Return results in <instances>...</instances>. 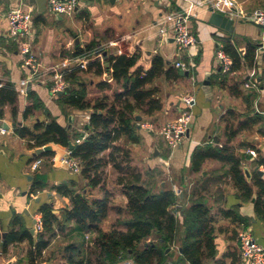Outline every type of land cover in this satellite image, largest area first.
Wrapping results in <instances>:
<instances>
[{
    "label": "crops",
    "instance_id": "obj_1",
    "mask_svg": "<svg viewBox=\"0 0 264 264\" xmlns=\"http://www.w3.org/2000/svg\"><path fill=\"white\" fill-rule=\"evenodd\" d=\"M22 1L24 0H0V86L6 81H12L19 93L17 115L14 116L11 105H7L4 107V116L0 117V264H29L27 254L30 243L28 240L11 242L5 247V239L13 228L14 218H22L33 236L36 237L41 231L36 229L37 219L42 218L41 213L38 212L40 201H51L54 213L59 218H64V211L72 206L71 199L60 194L53 187L67 183L72 187H75L74 184H76V187L81 190L82 187L87 186V180L80 172H74L71 167H66L61 163L62 157L69 150L68 147L54 142L48 143L46 145L51 146V150L48 152L51 151L53 154L39 157L41 154L38 156L35 152L40 147L29 145L30 139L21 137L16 132L17 127L33 128L35 122L44 119L46 111H49L57 117L62 125L71 126V132L81 133L82 136L87 135L86 126L89 124L93 109L83 110L63 105L59 97L68 92L62 95H58V93L52 95L49 87L54 81V67L60 66L66 59L79 58V60L87 61V67L75 66L66 73H71L79 68L77 72L81 80L79 83L84 82L87 99L95 101L104 95L110 97L112 95L108 90L111 87L115 88V92L121 91L122 85L111 78L110 71L107 69L102 75H96L87 70L89 62L93 59H100L104 66H107L106 54H138L137 64L146 69L152 66L155 55L163 57L165 69L170 66L177 68L175 62L178 59L192 62L193 67L189 70V75H182L180 72L179 78L173 79L163 73L146 85L148 89H156L155 96L160 100L161 108L151 115L142 114L143 120L150 118L157 124H163L177 120L184 111L191 109L193 118L183 142L171 150L158 133L148 132L138 127L141 135L140 143H133L122 136L116 144L129 151L132 166L147 174L148 181L159 177L157 185L152 181L155 189L174 188L182 199L184 197L183 189L190 192L194 187L196 189L204 188L209 204L213 205L215 209L221 206L238 205L240 212L250 218V225L244 228L230 219L220 218L217 222V255L215 258L207 260V264H219V262L248 264L242 259L233 244H237V241L238 245L240 244L239 234L236 238L237 232L249 230L255 239L264 245V220L258 217L255 212V199L242 202L237 197V190L230 177L225 175L227 167L222 162L207 159L199 171H194L191 155L196 147L203 146L208 141L220 139L221 144L228 141L227 121L223 118L228 114V111L232 110L238 117V121L232 120L234 127L248 118L247 114L251 111L252 115L256 114L262 118L252 126L239 130L238 134L228 141V145L236 153L246 155L243 160V168H248L253 175L255 172L253 169L256 168L255 163L259 158H264V114L261 113L264 110V89L257 93L254 89L246 88L244 80H249L247 76L251 68L231 70L230 72L222 70L221 72V62L217 57L221 37L234 38L242 52H245L248 41L262 45V27L252 22L235 20V31L232 33L213 25L209 19L214 10L208 0H81L79 9L73 17L78 28L76 30L64 28L63 33L58 34V40L54 41V35L50 30L46 31L45 29L48 23L47 0L46 10L42 13L38 11L37 0H25L34 5L33 21L36 27V36L33 47L41 64L38 72L33 75L30 67L24 64V55L21 52L24 44L6 36L8 28L6 14L19 6ZM237 1L247 10L258 7L256 5L260 2L263 3L262 0ZM181 13L191 15L190 29L197 37L198 43L178 54L177 44L171 37L173 22L169 20V16ZM55 15L58 24H62L63 15ZM77 38L80 39L79 45H76ZM91 43L95 44L92 52L87 51L84 53L85 56L74 55L78 46L81 49H86V46ZM100 47L104 48L103 52L96 54L95 51ZM262 48L264 49V47ZM262 48L260 47V50ZM86 54L89 55L86 56ZM217 76L226 79L225 85L220 86L211 81L212 98L208 100L202 89V82L207 77H210L211 80V77L217 79ZM24 78L28 79L31 84V89L27 88L25 94L20 92V82ZM65 81L71 85L66 79ZM101 81H108L110 86L106 89L100 88ZM237 84L240 93L235 95L230 87L237 86ZM74 87L72 84V89ZM92 88L96 90L95 95L90 93ZM31 90L36 92L42 103V108L35 110L29 117H25L24 111L31 102L28 96ZM188 96L193 98L191 108L184 100ZM256 99H258L259 111L255 109ZM218 104L219 108L216 111L215 108ZM140 113L137 115H141ZM138 126H140L139 121ZM2 129L4 132H1ZM209 131L212 133L209 134L210 140L207 141ZM221 132L225 137L220 136ZM249 148H255L258 156L249 155L247 153ZM111 151L112 148L105 151L106 158L109 157ZM155 152L157 154H154ZM37 158H41L42 163L34 171L31 169V163ZM210 164H213L212 167L207 168ZM258 169L264 172V165H260ZM36 174L46 176L48 186L37 190L33 196H29ZM119 175L120 173L114 168L113 163L109 162L104 169L103 186L97 188L87 186L85 188L89 192V197L101 198L105 191H109L112 205L126 207L128 199L122 191V184L118 183ZM262 177L264 178V174ZM254 190L256 191L257 188L254 187ZM37 197H40L39 201L36 200ZM118 198H120V203L116 201ZM114 201L116 203H113ZM114 206L101 222V227L104 230L111 229L114 221H110V218L113 215H116V219L120 215ZM68 225H70L69 243L81 242L85 238L87 245L94 236L91 232L82 236L73 230L74 221L68 222L64 229H57V234L39 258L42 260L40 264L53 263V258H45V254L59 235V230L65 231ZM15 227L18 229L20 226L16 225ZM231 253L232 256H225ZM179 256V247L176 246L168 261L176 264L174 261ZM234 257L236 262H233Z\"/></svg>",
    "mask_w": 264,
    "mask_h": 264
},
{
    "label": "trees",
    "instance_id": "obj_2",
    "mask_svg": "<svg viewBox=\"0 0 264 264\" xmlns=\"http://www.w3.org/2000/svg\"><path fill=\"white\" fill-rule=\"evenodd\" d=\"M220 41L233 59L232 71L256 68L260 76H264V49L260 50L261 44L248 41L245 52H242L234 38L221 37ZM94 47V43L88 44L86 49L78 46L74 55L83 56L87 51L92 52ZM105 60L107 66H104L100 59L91 60L87 70L102 75L107 69L111 78L122 85L123 89L115 92L112 100L108 95L95 101L87 99L84 82L79 83L81 81L77 75L79 68L65 74V79L75 87L59 97L63 105L83 110L93 109L87 135L71 132V126L62 125L49 111H46L44 119L35 122L33 128L21 126L17 127L16 132L21 137H28L29 145L32 147H42L51 142L69 147L72 141L74 143L72 155L77 158L80 173L87 180V186L91 188L103 186L104 169L112 162L120 173L118 183L122 184V191L127 196L126 207L114 206L120 215L111 229L104 230L101 222L112 208L111 193L105 191L103 197L91 198L85 189L87 186L80 190L76 184L72 187L62 183L53 188L71 199L72 206L64 211V218H59L53 212L54 206L51 201H40L38 212L42 215V230L34 237L23 219L16 217L13 219V228L5 239V247L11 242L28 240L29 264H40L42 260L39 258L57 234V229H64L68 222L74 221V231L82 236L91 232L94 236L88 246L85 244V238L81 242L66 245L64 264H119L127 261H132L133 264H164L173 255L176 246L179 247L180 256L174 263L207 264V260L217 255L219 219H230L247 228L250 225V218L240 212L238 205L215 209L209 204L204 188L194 187L190 192L183 189L182 199L174 188L155 189L153 182L148 181L147 174L132 166L129 151L116 144L122 136L133 143H140L137 113L151 115L161 108V102L155 96L156 89H148L146 85L163 73L168 78L177 79L180 70L174 66L165 69L161 55L153 57L152 66L148 69L137 64L138 54H106ZM223 77L226 78L224 75ZM223 77L217 76V79L211 77V81L213 84L224 86L226 79ZM246 81L244 80V83ZM99 86L106 89L110 84L108 81H101ZM230 89L235 95L240 93L238 84L231 86ZM28 96L31 102L24 111L25 117L42 108L36 92L29 91ZM18 97L19 93L12 81H6L0 86V117L4 116V107L7 105H11L13 115H17ZM247 116L248 118L234 127L232 120L238 121V117L234 111H228L223 118L227 121L228 141L232 140L239 130L262 120L260 116L252 115V111ZM78 138L81 142H77ZM228 141L221 144L220 139H215L196 147L191 155L192 169L199 171L207 159L222 162L227 167L225 175L230 177L237 190V197L242 202L255 199V212L264 220V178L257 170L253 175L251 173L250 179L247 178L243 168L246 155L236 153L228 145ZM109 148H112V151L106 158L104 153ZM52 154L53 152L47 151L38 156ZM257 164L258 167L264 165V158H259ZM34 176L29 196L48 186L46 176L42 174ZM254 187L257 188L256 191ZM16 225L20 227L16 229ZM225 256H232V253ZM236 261L234 257L233 262Z\"/></svg>",
    "mask_w": 264,
    "mask_h": 264
},
{
    "label": "built area",
    "instance_id": "obj_3",
    "mask_svg": "<svg viewBox=\"0 0 264 264\" xmlns=\"http://www.w3.org/2000/svg\"><path fill=\"white\" fill-rule=\"evenodd\" d=\"M211 8L216 11L223 13L229 18L235 20H244L248 22L255 23L262 26V45L264 47V9L254 8L247 10L240 2L237 0H208ZM81 0H47V9L53 14L63 15L75 13V8L80 6ZM33 10L34 5L27 1H22L19 6L15 9L9 11L6 14V19L8 21V28L6 36L14 41L22 42L24 45L21 48V52L24 55V64L29 66L32 70L33 75L38 72L41 66L37 59V55L34 51L33 42L35 40L36 30L34 28L33 21ZM190 18L189 14H177L170 15L169 20L173 22V31L171 37L177 44L178 54L185 51L189 47L198 43L197 37L190 29ZM181 51V52H180ZM217 57L221 62V69L224 72H230L232 70L233 59L225 51L223 43L219 45L217 50ZM194 64V63H193ZM80 66L87 67L86 60H79V58L66 59L60 66L54 67V81L49 87L50 93L56 95L59 91H64L67 87V82L65 81V74L67 71L71 70L72 67ZM177 68L183 70H190L193 65L190 61H184L178 59L175 62ZM250 78L246 81V88H251L260 93L264 89V76H260L256 68H251L249 70ZM261 78L260 80L257 77ZM20 92L25 94L29 85L28 79L21 80ZM186 104L191 108L193 106V98L190 96L185 97ZM255 109L260 110L258 99L255 100ZM264 114V110L261 111ZM193 118V111L191 109L186 110L182 115L174 121H168L163 124H157L151 120L140 121V128L148 132L158 133L166 142L168 147L173 150L177 148L189 131L191 122ZM4 132V129L1 130ZM77 142H81V139H77ZM247 153L253 157H257L258 153L255 148H249ZM42 163L41 158H37L31 163V169L37 170ZM62 164H67L72 168L74 172H80V164L77 158L72 155V150H68L61 160ZM1 193V191H0ZM43 222L42 218L37 219L36 229L42 230ZM239 241L241 247V257L248 264H264V245L259 243L251 231L241 230L239 232ZM119 264H133L132 261H127Z\"/></svg>",
    "mask_w": 264,
    "mask_h": 264
},
{
    "label": "rangeland",
    "instance_id": "obj_4",
    "mask_svg": "<svg viewBox=\"0 0 264 264\" xmlns=\"http://www.w3.org/2000/svg\"><path fill=\"white\" fill-rule=\"evenodd\" d=\"M262 1H263V3L262 2L258 3L256 5L258 7H256V8H263L264 9V0H262ZM46 15H47L48 23H47V27L45 29H46V31L50 30V32L54 35V41L58 40V34L59 33L60 34L63 33V29L64 28H70V29L74 28L75 30L78 28V26H76V23H75L74 18H73L74 17V13H72V14H63L64 20H63L62 24H58L56 15L51 13V12H49L48 10L46 11ZM34 28L36 29L35 25H34ZM85 78H87V77H85ZM109 90H108V92L112 95V96H110V99H113V97L115 95V91H114L115 88L111 87V89H109ZM90 93H93V95H95L96 90L94 88H92L90 90ZM218 108H219V104L215 108L216 111H218ZM146 119L150 120V118H146ZM210 133H212V131H209L208 137L206 139L207 141L210 140V135H209ZM220 136L222 138L225 137L222 132L220 133ZM133 165H135V164H133ZM212 165L213 164L208 165L207 168L212 167ZM256 169H258V168L256 167L255 169H253V171H255ZM107 175L109 176V172L108 171H107ZM158 180H159V177L154 179V180H152V181H154V183L157 185L156 182ZM111 187H113V186H111ZM116 197H117V195L115 196V198ZM116 201L118 203L121 202L120 198H118ZM116 201H114L113 203H116ZM113 206L114 205H112L111 207L113 208ZM114 214H115V211H114ZM115 217H116V215H113L110 218V221H114L112 226L114 225V223L116 221ZM69 231H70V225L67 226L65 231L59 230V232H58L59 235L56 237V240L53 242L51 247L48 249V252L45 254L46 255L45 258H47V257L53 258L52 259V262H53L52 264H64L65 263V253H66L65 246L69 243V238H68ZM238 234L239 233L237 232L236 238H237ZM90 240H89V242L87 243L86 246L90 245ZM233 246H234V248L237 250V252L241 256V247H240V244L238 245V241H237V244L234 243Z\"/></svg>",
    "mask_w": 264,
    "mask_h": 264
},
{
    "label": "water",
    "instance_id": "obj_5",
    "mask_svg": "<svg viewBox=\"0 0 264 264\" xmlns=\"http://www.w3.org/2000/svg\"><path fill=\"white\" fill-rule=\"evenodd\" d=\"M37 1H38V11L41 12V13L42 12H45V10H46V0H37ZM78 9H79V6H77L75 8V11L77 12ZM209 21H210L211 24L216 25L218 27H221L223 29H226L227 31H230L232 33L235 31L234 20L231 19V18H229L228 16L224 15L223 13L216 12V11H212ZM258 26L262 27L261 25H258ZM79 43H80V39L77 38L76 39V45H79ZM103 50H104V48H102V47L97 48V50L95 51V53L96 54H100V53L103 52ZM180 72H181L182 75H184V74L185 75H189V71H183V70H181ZM249 78L250 77H249V74H248L247 79H249ZM30 89H31V84L28 85V90H30ZM71 89H72V85H68L64 91H59L58 92V95H62L65 92H69ZM202 89L205 91L206 96H207V99L210 100L212 98V89H211V80H210V77H207L202 82ZM136 119H137V121L140 122V121L143 120V116L138 114V115H136ZM138 127L140 128V126H138ZM88 128H89V125L86 126V129H88ZM73 147H74V143L71 141L68 148L70 150H72ZM49 150H51V146L50 145H45L42 148L41 147L40 148H37L35 154L36 155H40V154H42V153H44L46 151H49ZM154 154H157V153L155 152ZM64 165L66 167L69 166L67 164H64ZM255 165L258 168V164L255 163ZM256 170H257V172L261 176H263L264 172L261 169H256ZM244 172H245L247 178L250 179V177H251V171L248 168L245 167L244 168ZM36 200L39 201L40 200V197H37ZM53 212H55V211L53 210ZM169 250L170 249H168V251ZM43 264H50V263L47 262V263H43ZM164 264H172V263L170 261H166Z\"/></svg>",
    "mask_w": 264,
    "mask_h": 264
}]
</instances>
